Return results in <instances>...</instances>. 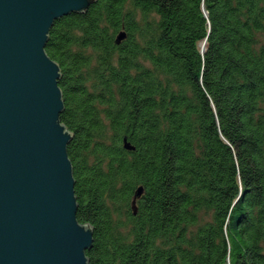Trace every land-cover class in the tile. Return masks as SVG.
I'll return each instance as SVG.
<instances>
[{"label": "trees", "instance_id": "obj_1", "mask_svg": "<svg viewBox=\"0 0 264 264\" xmlns=\"http://www.w3.org/2000/svg\"><path fill=\"white\" fill-rule=\"evenodd\" d=\"M46 51L89 264H264V0H97Z\"/></svg>", "mask_w": 264, "mask_h": 264}, {"label": "water", "instance_id": "obj_2", "mask_svg": "<svg viewBox=\"0 0 264 264\" xmlns=\"http://www.w3.org/2000/svg\"><path fill=\"white\" fill-rule=\"evenodd\" d=\"M96 1L0 0V264H89L93 227L77 218L61 66L46 45L56 20Z\"/></svg>", "mask_w": 264, "mask_h": 264}, {"label": "rangeland", "instance_id": "obj_3", "mask_svg": "<svg viewBox=\"0 0 264 264\" xmlns=\"http://www.w3.org/2000/svg\"><path fill=\"white\" fill-rule=\"evenodd\" d=\"M210 218L211 217L209 215H207L205 212H201V219H200L201 223H204V222L210 220Z\"/></svg>", "mask_w": 264, "mask_h": 264}]
</instances>
